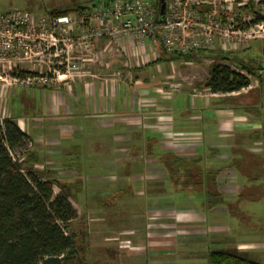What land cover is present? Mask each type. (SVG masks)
Returning <instances> with one entry per match:
<instances>
[{"label":"crops","instance_id":"obj_1","mask_svg":"<svg viewBox=\"0 0 264 264\" xmlns=\"http://www.w3.org/2000/svg\"><path fill=\"white\" fill-rule=\"evenodd\" d=\"M98 44L95 58L64 82L42 87L12 83L18 71H31L28 63L5 67L0 74V118L2 114L16 120L28 134L35 167L57 165L55 174L71 180L68 187L78 192L84 173L90 181L118 180L124 196L145 194L148 202L155 199L158 205L168 193L177 197L179 192L203 190L205 184L207 194H219L224 205L173 209L181 216L176 224L186 225L193 241L197 234L205 238L209 221L210 233L218 235L222 213L231 215L236 206L233 195L243 201L240 208L257 212L252 202L264 184L259 182L264 180V112L252 100L241 104L237 96L241 93H215L203 83L191 92L197 80L169 59L156 37L125 36L112 42L104 36ZM260 78L256 84L250 78L247 93L241 96L259 88ZM254 101H260L259 95ZM175 158L189 166L181 169L179 178L165 167ZM90 166H95L96 174ZM114 166L117 178L99 173ZM233 171L238 177L235 194L233 183L224 184L233 182ZM168 218L166 224H173Z\"/></svg>","mask_w":264,"mask_h":264},{"label":"rangeland","instance_id":"obj_2","mask_svg":"<svg viewBox=\"0 0 264 264\" xmlns=\"http://www.w3.org/2000/svg\"><path fill=\"white\" fill-rule=\"evenodd\" d=\"M98 1L0 0V9L11 10L19 8L28 9L36 13H48V11L53 9H64L76 5L84 6ZM254 2L255 10H259V16L263 18L264 0H254ZM206 4L212 6L210 12L216 16L226 14V12L228 14L230 4H232L233 48H236L237 45L248 46L234 49L235 55L237 60H248L251 67L256 68L257 73L248 75L253 84H256L260 77L258 74L264 71V38L244 39V36H242V41L238 42L236 38L240 36L235 34L244 32L254 26V23L251 22L258 15L251 11L241 12L237 9L235 1L206 0ZM220 45L217 42L215 48ZM176 61H178L179 68H185L184 71L188 72L191 79L197 80L192 83L190 91L193 92L192 88H197L198 90L200 88L199 85L208 78L210 64L213 59L204 56L198 60ZM259 68H262V70H259ZM5 70L7 69L0 67V74ZM244 72L247 73V71ZM261 78L262 85L260 86V82H258L260 87L252 92V96L253 100H257L258 95L263 99L258 106L261 112H264L262 109L264 105V75H261ZM246 90L245 88L233 94H245L247 93ZM241 94L237 96H241ZM1 116L0 120L4 118V115L1 114ZM35 168L50 173V179L54 182L61 181L67 186L73 185L71 180L63 179L59 173L55 174V170L59 171L60 168L53 163ZM89 168L92 174H96L95 166H90ZM106 172L116 175L115 178L118 176L115 166L109 170H105L104 167L99 170L102 176L107 175ZM85 178L86 173H84L83 187L80 192L74 188L70 189L72 193L77 191L74 196L70 197V201L76 208L78 217L71 223L68 233H75L78 237L82 255L87 264H208V251L214 249H227L264 264V184H262V191L260 190L257 193L258 198L255 200V204L252 202L254 209H258L256 210L257 212L249 213L250 211L247 212L246 210L248 209L246 207V210L240 208L239 205L243 201H241L240 196L233 195L232 201L236 206L230 209L231 215L222 213V220L220 221L223 229L218 235L210 233L208 224L211 225V222L209 221L204 227L207 233L205 238H203L202 234H197L198 238L194 235L196 239L193 241V236H188L187 226L185 225L186 228H183L185 226L180 228L176 224L181 219V216L173 209L179 211L182 207L188 209L192 206L200 208L204 204V209L209 210L212 206L224 205L222 204L223 197L219 194H207L205 184L203 190H195L192 193L179 192L180 195L177 197L171 198V194L168 193V195L160 199L161 203L158 205L159 201L156 203L155 199L153 202H148L145 194L132 197H129L128 194L124 196L125 192L119 190L118 180H109L107 178L96 182ZM237 178L236 173L233 171V182L224 183H233V194H235L237 189L235 188L238 185ZM259 182L260 184L264 183V180L261 179ZM109 184H112V186H109ZM139 190L140 193L146 191L143 187ZM54 191L55 193L61 192L56 184L54 185ZM138 201L140 203L137 204L136 202ZM243 205H246V203ZM142 207L144 211L141 209ZM207 214L211 216V214ZM166 217H169L168 219L172 220L173 224H166ZM169 220L167 222H172ZM160 234H166L164 237L168 241L162 240L164 237L158 236ZM212 236L216 237L213 238Z\"/></svg>","mask_w":264,"mask_h":264},{"label":"built area","instance_id":"obj_3","mask_svg":"<svg viewBox=\"0 0 264 264\" xmlns=\"http://www.w3.org/2000/svg\"><path fill=\"white\" fill-rule=\"evenodd\" d=\"M166 4L163 23L157 21L154 0H99L68 14L0 9V67L28 63L29 74L14 77L12 83L42 87L73 79L82 65L95 58L104 36L117 42L125 36L145 40L158 35L168 54L214 49L217 42L227 51L247 47L233 48L232 4L228 14L216 16L208 11L203 17L197 6L206 0H166ZM235 35L240 36L238 42L242 36L264 38V17Z\"/></svg>","mask_w":264,"mask_h":264},{"label":"trees","instance_id":"obj_4","mask_svg":"<svg viewBox=\"0 0 264 264\" xmlns=\"http://www.w3.org/2000/svg\"><path fill=\"white\" fill-rule=\"evenodd\" d=\"M240 1L235 0L238 10L258 15L251 23L262 19L259 10H255L254 0ZM154 2L159 10V0ZM197 7L202 17L212 9L209 4ZM83 8V5H76L53 9L48 13L68 14ZM157 36L152 37H156L162 46ZM162 50L166 53L163 47ZM166 54L173 60L212 58L209 76L203 85L215 93L241 91L251 83L248 75L257 73L250 64L237 60L234 50L227 51L222 47L194 50L186 55ZM27 74V71H18L15 75ZM252 95L251 90L247 95L240 96L238 99L242 101L239 102L246 104L252 100L259 107L263 99L259 97L257 103ZM28 143V134L16 120L5 117L0 121V264H87L78 237L75 233H68L71 223L78 217L70 201V188L54 182L48 178L47 172L35 168L36 159L34 153L28 151ZM165 167L173 177L179 178L181 169L187 170L189 166L182 159L175 158L173 164H165ZM55 184L61 192L55 193ZM207 258L208 264H262L227 249L209 250Z\"/></svg>","mask_w":264,"mask_h":264},{"label":"water","instance_id":"obj_5","mask_svg":"<svg viewBox=\"0 0 264 264\" xmlns=\"http://www.w3.org/2000/svg\"><path fill=\"white\" fill-rule=\"evenodd\" d=\"M159 2H160V8H159L158 22L163 23L166 20V16H167V4H166V0H159Z\"/></svg>","mask_w":264,"mask_h":264}]
</instances>
